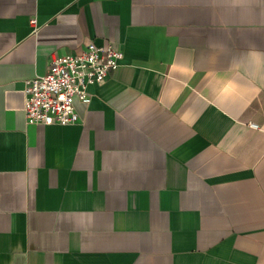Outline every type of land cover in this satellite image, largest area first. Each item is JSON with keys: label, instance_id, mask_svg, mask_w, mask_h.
Here are the masks:
<instances>
[{"label": "crops", "instance_id": "obj_1", "mask_svg": "<svg viewBox=\"0 0 264 264\" xmlns=\"http://www.w3.org/2000/svg\"><path fill=\"white\" fill-rule=\"evenodd\" d=\"M92 41L80 120L28 123ZM0 264H264V0H0Z\"/></svg>", "mask_w": 264, "mask_h": 264}, {"label": "built area", "instance_id": "obj_2", "mask_svg": "<svg viewBox=\"0 0 264 264\" xmlns=\"http://www.w3.org/2000/svg\"><path fill=\"white\" fill-rule=\"evenodd\" d=\"M31 24L36 31V17L31 18ZM122 57V49L112 41L101 45L92 41L77 53H51L46 73L25 81L27 122H78L80 112L77 104L89 101L90 85L103 82L111 71L119 67ZM252 125L258 126L257 123Z\"/></svg>", "mask_w": 264, "mask_h": 264}]
</instances>
